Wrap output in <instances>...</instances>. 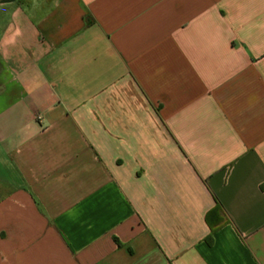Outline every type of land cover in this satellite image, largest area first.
<instances>
[{
	"label": "crops",
	"instance_id": "obj_1",
	"mask_svg": "<svg viewBox=\"0 0 264 264\" xmlns=\"http://www.w3.org/2000/svg\"><path fill=\"white\" fill-rule=\"evenodd\" d=\"M2 1L0 264H264V0Z\"/></svg>",
	"mask_w": 264,
	"mask_h": 264
},
{
	"label": "trees",
	"instance_id": "obj_2",
	"mask_svg": "<svg viewBox=\"0 0 264 264\" xmlns=\"http://www.w3.org/2000/svg\"><path fill=\"white\" fill-rule=\"evenodd\" d=\"M217 213L223 214V209L221 208L220 204H217L211 211H209V213L207 214V220L211 226V233L209 234V236L207 237V240L211 243L212 242V237H213V233L216 231V229L218 228L219 225H221L224 220L222 217H220V219L214 223L212 221V216L216 215Z\"/></svg>",
	"mask_w": 264,
	"mask_h": 264
},
{
	"label": "water",
	"instance_id": "obj_3",
	"mask_svg": "<svg viewBox=\"0 0 264 264\" xmlns=\"http://www.w3.org/2000/svg\"><path fill=\"white\" fill-rule=\"evenodd\" d=\"M10 1H14V0H3L2 2H10Z\"/></svg>",
	"mask_w": 264,
	"mask_h": 264
}]
</instances>
